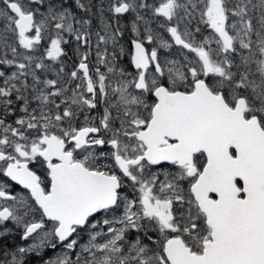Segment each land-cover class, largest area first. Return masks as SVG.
Returning a JSON list of instances; mask_svg holds the SVG:
<instances>
[{"label":"snow or ice","instance_id":"obj_1","mask_svg":"<svg viewBox=\"0 0 264 264\" xmlns=\"http://www.w3.org/2000/svg\"><path fill=\"white\" fill-rule=\"evenodd\" d=\"M2 178L0 264H264V0H0Z\"/></svg>","mask_w":264,"mask_h":264},{"label":"rangeland","instance_id":"obj_2","mask_svg":"<svg viewBox=\"0 0 264 264\" xmlns=\"http://www.w3.org/2000/svg\"><path fill=\"white\" fill-rule=\"evenodd\" d=\"M86 2H88V0H86ZM91 2L94 4V5H98L101 0H91ZM103 2L106 4L107 0H103ZM94 12H95V8H94ZM128 21H125V23H127ZM98 20H96L94 18V27H96L98 25ZM69 51L71 52V50L69 49ZM125 63H126V60H125ZM71 64V62L69 61V65ZM7 179L6 178H2L0 179V182H4L6 181ZM21 189L18 188V190L16 191L15 194H20L21 193ZM130 194V193H129ZM8 228L11 230L10 233H9V238L8 239H2L3 237H0V240L2 239V244L5 243V241L7 242H12L13 244L10 245V250H12L15 246H24V247H27L30 245V243H32V240L31 238L28 240V241H25L21 238L22 236V233H23V228L22 227H18L16 226L15 224L9 222L8 223ZM84 242L87 241V236H85L84 238ZM6 248V247H4ZM48 253L51 254V251L48 250ZM26 264H39V258L34 256V255H29V257H27L26 259Z\"/></svg>","mask_w":264,"mask_h":264},{"label":"trees","instance_id":"obj_3","mask_svg":"<svg viewBox=\"0 0 264 264\" xmlns=\"http://www.w3.org/2000/svg\"><path fill=\"white\" fill-rule=\"evenodd\" d=\"M2 239H4V238H2ZM2 239L0 240V247H6L7 249H9L10 250V245H12L13 243L12 242H7V241H5V243H3L2 244Z\"/></svg>","mask_w":264,"mask_h":264},{"label":"flooded vegetation","instance_id":"obj_4","mask_svg":"<svg viewBox=\"0 0 264 264\" xmlns=\"http://www.w3.org/2000/svg\"><path fill=\"white\" fill-rule=\"evenodd\" d=\"M6 179H7V178H6ZM18 188H19V187H18V186H16L15 190H11V189H10V191H12V192H13V194H15V193H16V191L18 190ZM8 223H9V222H8Z\"/></svg>","mask_w":264,"mask_h":264}]
</instances>
